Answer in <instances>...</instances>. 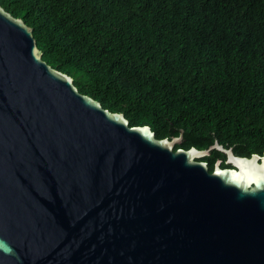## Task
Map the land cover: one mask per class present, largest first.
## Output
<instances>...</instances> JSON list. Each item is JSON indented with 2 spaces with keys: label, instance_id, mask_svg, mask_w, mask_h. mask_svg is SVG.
<instances>
[{
  "label": "water",
  "instance_id": "95a60500",
  "mask_svg": "<svg viewBox=\"0 0 264 264\" xmlns=\"http://www.w3.org/2000/svg\"><path fill=\"white\" fill-rule=\"evenodd\" d=\"M181 140L80 94L0 6V264H264V157Z\"/></svg>",
  "mask_w": 264,
  "mask_h": 264
},
{
  "label": "trees",
  "instance_id": "16d2710c",
  "mask_svg": "<svg viewBox=\"0 0 264 264\" xmlns=\"http://www.w3.org/2000/svg\"><path fill=\"white\" fill-rule=\"evenodd\" d=\"M78 92L175 149L264 157V0H0ZM225 156L200 161L209 172Z\"/></svg>",
  "mask_w": 264,
  "mask_h": 264
},
{
  "label": "flooded vegetation",
  "instance_id": "af4514ba",
  "mask_svg": "<svg viewBox=\"0 0 264 264\" xmlns=\"http://www.w3.org/2000/svg\"><path fill=\"white\" fill-rule=\"evenodd\" d=\"M223 168V167H222Z\"/></svg>",
  "mask_w": 264,
  "mask_h": 264
}]
</instances>
